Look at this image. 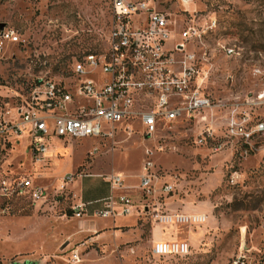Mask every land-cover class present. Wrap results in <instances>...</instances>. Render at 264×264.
Here are the masks:
<instances>
[{
  "label": "rangeland",
  "instance_id": "1",
  "mask_svg": "<svg viewBox=\"0 0 264 264\" xmlns=\"http://www.w3.org/2000/svg\"><path fill=\"white\" fill-rule=\"evenodd\" d=\"M155 3L157 9L170 12L177 24L216 18L214 32L187 43L200 66L209 69L204 84L209 98L223 104L245 103L264 89V0ZM110 20L108 0H0V25L19 37L17 43L6 44L0 55V113L10 117L39 81H65L75 59L107 49ZM172 41H180L179 35L167 46ZM226 47L237 54L226 55ZM101 72L99 68L96 73ZM225 112L214 111L222 151L214 153L210 144L192 145L199 133L195 121L190 128L172 123L159 129L158 137H163L161 144L166 149L152 158L159 185L173 186V192L160 199L159 213L203 214L204 223L164 224L155 220L151 210L115 222L75 218L69 214L75 199L68 192L56 193L79 162L75 171L80 175L122 174L125 186L137 185L145 147L154 144L143 142L138 135L101 142L55 138L59 159L38 181L34 178L46 188V201L17 199L11 203L10 214L0 219V264H232L240 254L246 255V264H264V151L240 158L238 145L224 138ZM252 112L261 116L264 109ZM167 127L171 132H166ZM24 143L8 144L5 149L0 146L3 171H32ZM93 145L99 149L98 156L88 160L86 153ZM234 172L239 178L233 182L230 176ZM79 179L74 177L76 183ZM88 179H83L82 190H88ZM73 182L67 189L79 195L78 183ZM125 194L138 200L136 189ZM159 236L168 242H186L189 254L154 256L152 247ZM74 251L80 255L79 263L71 261Z\"/></svg>",
  "mask_w": 264,
  "mask_h": 264
},
{
  "label": "built area",
  "instance_id": "2",
  "mask_svg": "<svg viewBox=\"0 0 264 264\" xmlns=\"http://www.w3.org/2000/svg\"><path fill=\"white\" fill-rule=\"evenodd\" d=\"M108 1L111 20L107 49L75 59L65 81H39L28 99L13 109L10 117L0 113L2 149L24 140L32 160V171L25 174H8L0 167V219L10 214L11 203L16 198L30 202L47 199L46 188L35 181L58 158L52 143L55 138H91L101 142L113 140L122 133L126 137L138 135L143 142H152L153 147H145L138 176L137 189L142 201L136 204L125 194L114 195L126 186L124 177L111 173L107 176L111 193L97 215L114 219L145 215L151 210L160 223L198 225L206 220L203 214L159 213V197L173 192L172 185L159 186L152 159L154 153L166 149L161 144L163 137H158L160 128L172 123L190 128L195 121L199 133L191 140L192 145L210 144L211 150L218 153L224 143L217 137L214 111L224 109V138L238 145L237 155L243 159L251 153L264 151V113L260 116L252 112L253 109H264V89L245 103L213 101L204 92L209 69L200 66L195 54L187 50L188 42L198 41L217 29L215 17H207L203 23L188 20L177 24L170 12L157 9L155 0ZM175 1L186 5L195 0ZM176 34L180 41L169 42L167 46ZM18 41L14 30L0 32V55L6 44ZM224 49L228 56L237 54L234 48ZM99 68L101 75L96 73ZM97 75L99 78H92ZM166 132H171L170 127ZM98 152L94 145L87 152V159L93 160ZM78 175L82 176L76 172L65 177L56 195L68 192L75 199L69 210L79 219L87 204L67 189ZM230 178L234 182L239 175L234 172ZM152 254L184 257L189 254V245L186 242H157L152 247ZM245 260L246 255L240 254L232 264H246ZM71 261H81L78 251L73 252Z\"/></svg>",
  "mask_w": 264,
  "mask_h": 264
},
{
  "label": "crops",
  "instance_id": "3",
  "mask_svg": "<svg viewBox=\"0 0 264 264\" xmlns=\"http://www.w3.org/2000/svg\"><path fill=\"white\" fill-rule=\"evenodd\" d=\"M119 135H123V134L122 133H118L117 136H119ZM89 139H91V138H89ZM92 140L98 141L96 139H92ZM56 150H57V148H56ZM86 155H87V153H86ZM57 159H59V156H58ZM79 164H80V162L76 165V168L79 166ZM93 164H95V166L97 165V163H95V162H93ZM76 168H75V170H76ZM75 170H74V172L76 173ZM108 175L109 174H106V175L91 174V175H82V176H79L78 175V177L80 178L79 181L77 182L78 184L76 183V181L73 180L74 181L73 184L74 183L77 184L78 187H79V189H80V193H79L80 198L82 199V201H84L87 204L86 211L84 212V214L82 215V217H86L85 219L88 220V221L94 220L96 218H101V217H99L97 215V212L100 211L103 208L104 200L111 193L110 187H109V183L107 181V176ZM118 175L124 177L122 174H118ZM84 178H90V179H88L89 180V182H88V185L89 186H88V190L87 191L82 190V182H83V179ZM138 184H139V179H138ZM138 184L137 185H127L124 190L116 191V194H114V195L125 194L126 192H130L131 190L136 189L137 190V195H138L137 196L138 197V200L137 201H133V202L136 203V204L137 203H140L142 201V199H141V197L139 195V191L137 189ZM159 186H161V184ZM125 195H127V194H125ZM164 196L165 195L159 197V208H160V206H162L160 199H162V198L164 199ZM17 199H21V198L14 199L12 201V203L14 201H16ZM11 208H12V204H11ZM69 214H71L70 210H69ZM87 217H89V218H87ZM129 217H139V216L133 215V216H129ZM120 218H125V217H116L114 219L113 218H107V219H111L113 222H115L117 219H120ZM164 240H166V239L159 236L158 238H155V242L153 243V245L155 243H157V242H168V241H164ZM173 242H178V241H173Z\"/></svg>",
  "mask_w": 264,
  "mask_h": 264
},
{
  "label": "water",
  "instance_id": "4",
  "mask_svg": "<svg viewBox=\"0 0 264 264\" xmlns=\"http://www.w3.org/2000/svg\"><path fill=\"white\" fill-rule=\"evenodd\" d=\"M4 30V24H1L0 25V32H2ZM12 264H35L33 262H30V261H24V262H14Z\"/></svg>",
  "mask_w": 264,
  "mask_h": 264
},
{
  "label": "bare ground",
  "instance_id": "5",
  "mask_svg": "<svg viewBox=\"0 0 264 264\" xmlns=\"http://www.w3.org/2000/svg\"><path fill=\"white\" fill-rule=\"evenodd\" d=\"M165 224V223H164Z\"/></svg>",
  "mask_w": 264,
  "mask_h": 264
}]
</instances>
